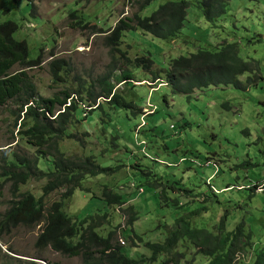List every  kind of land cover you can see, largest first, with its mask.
I'll return each instance as SVG.
<instances>
[{"label": "rangeland", "instance_id": "rangeland-1", "mask_svg": "<svg viewBox=\"0 0 264 264\" xmlns=\"http://www.w3.org/2000/svg\"><path fill=\"white\" fill-rule=\"evenodd\" d=\"M137 1L141 0H36L34 14L27 2H0L10 11L1 16V22L11 20L21 26L15 38L27 41L31 58L36 59L43 50V63L29 71L41 97L52 98L65 89L99 86L113 63L115 76L129 69L135 77L134 84L117 85L120 96L135 109H114L101 99L102 110L85 115L79 109V120L69 125L68 133L75 137L60 142L66 155L94 156L101 167L119 169L87 178L83 190L89 192L77 190L65 201L64 211L74 220L110 212L112 224L97 231L102 235L117 231V244L132 259L152 257L146 243H164L180 218H188L194 228L215 232L228 216L227 232L245 221L253 235V254H240L236 263L251 264L255 251L264 247V193L246 188L264 181V0H233L227 14L215 23L205 21L198 7L203 0H163L148 6L143 17H150L167 3L185 1L191 5L184 30L175 42H163L139 31L125 34L121 50L127 60L151 58L155 63L151 71L161 76L160 82L165 83L172 60L200 50L216 52L227 45H236L240 57L253 66V72L240 79L245 86L252 81L247 91L213 87L186 96L173 93L169 87L159 88L151 97V90L160 82L143 69L128 68L124 56L117 55L112 61L104 35L93 33L94 26L109 30L122 16L132 17L138 11ZM72 9L85 15L89 28L73 26L68 19ZM54 59L67 63L61 81L54 80L50 68ZM112 82L117 84L115 79ZM84 97L90 103L88 95ZM149 98L157 109L143 124L141 117ZM10 107H0V164L4 155L1 149L10 145L29 154L36 150L23 139L16 144L18 129ZM47 165L53 168L50 160ZM45 183L31 179L21 185V191L40 195ZM134 184L142 186L145 193ZM105 186L128 196L130 203L125 208L134 206L139 214L134 227L128 226L129 213L111 208L103 200ZM63 191L48 195L47 205L60 200ZM8 199L6 190L5 201ZM39 229L32 233L17 229L0 239V264H31L29 256L37 254ZM133 230L145 243L133 246ZM177 251L186 254L180 264H210L189 241ZM41 255L44 259H37V264H83L81 257L64 256L49 247ZM167 258L154 264H162Z\"/></svg>", "mask_w": 264, "mask_h": 264}, {"label": "trees", "instance_id": "trees-1", "mask_svg": "<svg viewBox=\"0 0 264 264\" xmlns=\"http://www.w3.org/2000/svg\"><path fill=\"white\" fill-rule=\"evenodd\" d=\"M14 1L27 2L32 6L34 14L36 0ZM83 1L86 0H80ZM156 1L163 0L137 1L138 11L132 17L122 16L109 30L94 26L93 33L104 35V43L110 49L112 61L117 55L124 56L128 68L143 69L151 73L154 81L160 82L161 76L151 71L155 64L151 58L131 62L121 50L127 32L139 31L169 43L180 37L187 22L190 3H167L150 17H143L142 13ZM231 1L233 0H203L198 7L207 23H215L227 14ZM9 13L0 4V107L11 106L10 114L15 118V127L18 129L16 144L20 145L19 140L23 139L36 147V150L29 154L25 150L21 152L12 148V145L1 149L4 151L0 164V209H3L0 210L1 240H4L5 235H13L17 229L32 233L40 226L35 241L37 254L25 255L32 258L29 260L31 264H37V259H44L41 253L48 247L64 256L81 257L83 264H154L164 256L168 258L162 264H180L186 254L179 253L177 249L185 241H189L198 250V254L207 257L210 264H236L238 257L242 256L240 254L251 251L253 254L255 243L252 233L247 231L245 221L239 223L233 231L227 232L228 216L215 228V232L194 228L188 218H180L175 228H169L170 234L164 243H146L152 257L141 259H132L126 255L123 247L117 244V231H111L107 235L97 231L112 224L110 212L83 220H74L69 216L64 211L65 201L71 199L77 190L89 192V189L83 190L87 178L116 173L119 167L116 170L101 167L94 156H68L61 149L60 142L65 138L75 137L68 133V127L73 120H79V109L84 114L82 104L92 108L90 111L93 112L102 110L98 101L105 99L114 109H135V105L127 103L117 90V85L136 83L135 77L129 69L115 76L116 63H113L112 69L99 80V86L81 88L78 91L65 89L54 94L52 98L41 97L29 71L41 66L44 61L43 50L36 59L31 58L27 41L15 38L21 26L11 20L1 22V16ZM68 19L74 23L75 28L87 29L90 26L85 15H79L77 9L70 10ZM51 56L54 57L55 54L51 53ZM66 64L59 59L51 62L50 68L55 81H61L64 77ZM252 72L253 66L240 57L239 48L236 45H227L216 52L200 50L189 57L172 60L166 71L165 83H160L168 85L167 88L170 87L173 93L186 96L213 87H234L247 91L253 86L252 81L245 86L240 79ZM113 79L117 84L112 82ZM85 95H88L90 103L86 102ZM69 102L71 105L66 106ZM49 160L53 168L47 165ZM31 179L46 180L40 195L32 191H21V185L27 184ZM6 184H9L7 189ZM104 188L103 200L109 207L121 208L123 212L129 213L128 226L134 227L139 220V214L134 206L125 208L130 203L128 196L108 186ZM60 189H64L60 200L47 205V196ZM250 189L258 193L256 186ZM6 190L9 193L7 201ZM120 227L116 226V229ZM131 240L133 246L145 243L144 238L134 230ZM9 250L14 252L12 247ZM251 264H264V247L255 251Z\"/></svg>", "mask_w": 264, "mask_h": 264}, {"label": "built area", "instance_id": "built-area-1", "mask_svg": "<svg viewBox=\"0 0 264 264\" xmlns=\"http://www.w3.org/2000/svg\"><path fill=\"white\" fill-rule=\"evenodd\" d=\"M154 86H155V84H154ZM162 87L167 88L168 85H166V84H161V83H160V85H159V87H157V89H153V90H151V92H150V97H151L152 94H154L155 92H157V91L159 90V88H162ZM99 102H100V101H98V104H99ZM70 105H71V104H70V102H69L66 106H70ZM81 107L83 108V110H84V114H85V115H87V114L90 112V110L92 109V108L87 107V105H83V104L81 105ZM156 109H157V108H156V107L150 102V98H149V99H148V103H147V105H146V108L143 110V115H142V117H141V120H142L143 124H144V120H145L147 117L152 116V115L155 114ZM62 112H64V110H63ZM133 186L136 187L135 184H134ZM254 186L257 187V192H258V193H263V192H264V181H263V182H257L255 185L250 186V187H247V188L250 189L251 187H254ZM140 190L144 191V189H140ZM123 243L126 244L124 241H123Z\"/></svg>", "mask_w": 264, "mask_h": 264}]
</instances>
